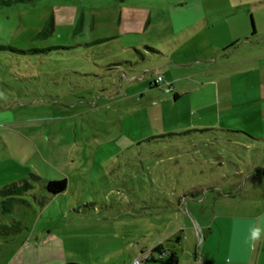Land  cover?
I'll list each match as a JSON object with an SVG mask.
<instances>
[{"label": "rangeland", "instance_id": "obj_1", "mask_svg": "<svg viewBox=\"0 0 264 264\" xmlns=\"http://www.w3.org/2000/svg\"><path fill=\"white\" fill-rule=\"evenodd\" d=\"M119 1L0 6V43L25 51L0 50V188L22 179L33 185L21 196L26 202H13L5 214L0 195V221L7 225L0 228V264H136L142 250L159 243L186 264L202 246L197 216L213 215L210 188L227 190L241 180L238 195L251 198L256 171H264V153L210 147L200 133L134 143L206 126L264 137L262 87L245 73L264 64V41L256 43L264 0ZM251 19L258 36L245 40ZM103 37L112 39L93 43ZM141 44L162 55L147 52L115 93L98 91L104 86H96V74L107 73L97 66L100 53L126 58ZM34 47L53 48L29 52ZM157 72L171 91L148 86ZM62 178L64 192L45 190L47 180ZM187 192L199 194L178 206ZM217 201L220 207L224 200ZM216 244L206 242L205 252L209 245L215 252Z\"/></svg>", "mask_w": 264, "mask_h": 264}, {"label": "crops", "instance_id": "obj_2", "mask_svg": "<svg viewBox=\"0 0 264 264\" xmlns=\"http://www.w3.org/2000/svg\"><path fill=\"white\" fill-rule=\"evenodd\" d=\"M125 1L126 0H124V2ZM119 2H123V1H119ZM129 3L130 5H135L136 3L138 4L141 2L130 1ZM123 17L127 20L128 19L129 20L134 19L138 21L140 20L139 18L137 19L139 15L136 13L132 15L130 13H126L123 15ZM138 23L139 22H137V25ZM251 27H252L251 35L246 37L245 40H252L256 36H258L256 33V28L253 19H251ZM259 35H260L259 40L256 41V43L258 44L264 41V31ZM236 43L237 40L234 41V44ZM234 44L231 45L230 47H234L235 46ZM142 45L150 46L149 44H141L139 47L134 48L135 53L134 52L130 53L128 55L129 57L126 58L136 60L137 57H139L138 53L136 52L137 50H139L141 53L146 55V57H148L146 52L143 51ZM229 49L232 48H229V46H227L221 50V52L223 53L225 52L223 56H227L226 52L229 51ZM158 52L159 53L157 54V56L162 55L159 50ZM261 57H264V53L262 54ZM140 63L137 65L140 66ZM134 70L135 67L132 71H128L125 73V75H122L120 79L117 78L112 79L113 84L106 85L109 86L105 90L106 93L108 94L115 93L117 83L123 81L122 77H130L132 75L131 73ZM146 72L147 70L144 71V74ZM220 72H222V70H220ZM242 72L243 71H235L233 74L234 76H237ZM250 72L253 75H255V77L258 79V84L262 87L260 100L264 102V64H258L253 68L252 67L247 68V71L245 73H250ZM158 74L160 73L157 72L152 76H150V78L148 79V86L151 85V87H156L153 85V80ZM220 75L222 78H224L227 75V73L225 74L221 73ZM136 94L137 92H133L131 95L133 96ZM131 95H130V100H132ZM129 135L131 136L130 131H129ZM131 144L132 143H130L129 146ZM262 166H264V164L260 162L259 167ZM261 169L262 168H258L254 178L255 183L253 180L252 184L250 185L249 190L251 192L253 190V195L251 196V198L239 196L238 194H233V195L229 194V193H233L232 192L233 190L231 189L232 184L228 185L227 190L219 189L220 187L219 184L217 185L215 184L216 185V186L214 185L215 187L210 188L211 190L210 192L214 194L212 198L213 199L212 203L214 204L212 211L213 215L212 216L210 215V217L209 216L206 217L207 215L205 210H202L201 212L203 213L205 218L202 219L197 216L196 218L197 223L195 224V230L199 237L202 235V242H201L202 246L199 252L197 253L195 252L192 256L187 257L189 259L186 264H264V171ZM218 189L220 191H218ZM198 194L199 193L197 194L195 193L196 198H197L196 195ZM199 197L201 196H198V198ZM204 197L205 198L208 197L207 193H205ZM186 199H192V198H186ZM186 199L183 202H185ZM218 199L224 200L221 201L223 203L221 204L220 207L216 205ZM195 214L197 215L198 213L195 212ZM210 240L217 241L215 252L214 249L212 251L211 245L208 246L206 252L204 250L205 243L209 242ZM159 244L162 246L161 243ZM156 245L146 248V250L147 249L149 250ZM161 248L162 251L165 252L169 251L163 248V246ZM157 255L156 254L154 255L156 261H149V262H152L153 264L159 262L162 263L161 261L157 260L159 256Z\"/></svg>", "mask_w": 264, "mask_h": 264}, {"label": "trees", "instance_id": "obj_3", "mask_svg": "<svg viewBox=\"0 0 264 264\" xmlns=\"http://www.w3.org/2000/svg\"><path fill=\"white\" fill-rule=\"evenodd\" d=\"M36 0H0V6H11L15 4H24V3H31ZM124 1V0H120ZM47 22L53 26V18H48ZM46 22V24H47ZM45 24V26H46ZM44 26V27H45ZM38 32L37 35H43L44 28ZM112 38L110 37H103L96 39L93 43H101L105 42L106 40H110ZM53 47H44V48H31L28 49L31 53H42L49 51ZM143 51L149 52L151 54H158V50L152 46L148 45H142ZM0 50H8L10 52H16V53H24L25 51L16 47H13L11 45H4L0 43ZM138 53V56L136 60H132L130 58H125L122 56L121 53H115V54H106L100 53V64L97 63V66L103 67V71L107 73L99 74L97 73L96 76L100 77L99 80L96 81V86H104L101 87L98 91H105L109 86H106L107 84H113L112 79H120L122 75H125L126 72L132 71L135 67V65L139 64L140 62H143L147 59L146 55L141 53L139 50L136 51ZM148 55V54H147ZM152 84V83H151ZM153 85L158 86V84L155 83V79L153 80ZM151 87V85H150ZM179 97L178 94H174L173 98L176 100ZM194 133H200V135L204 136V143L207 144V146L212 147L215 145V143H224L225 145H232V146H238L244 149H252L256 150L259 153H264V146L261 147V144L264 143V137L257 138L252 136L251 134L237 129H226V128H211V127H204V128H190L185 129L180 132L176 131H169V132H161L152 134L150 136H147L142 139H136L134 141L135 144L139 145L143 142H151V141H157L159 139H167L175 136L185 135V134H194ZM217 134L220 136L216 137ZM212 137V138H210ZM215 141V142H213ZM257 146H250V144L256 143ZM132 145V144H131ZM130 145V146H131ZM217 157V156H216ZM217 158H222L220 154H218ZM209 161V160H208ZM210 163V162H209ZM239 183H242L241 180L238 183H232V192L229 193L231 195L233 194H239V191H242V185ZM244 185V184H243ZM67 187V181L65 178L59 179V180H47L44 184V188L47 192L51 194H58L62 193L66 190ZM213 188V187H212ZM33 189V185L27 180L22 179L18 182H12L7 185H4L2 188H0V195L4 197L2 205V212L5 214V212H9L13 208V202H26L21 196L24 193H27L28 191ZM195 194L193 192H187V194L182 195L181 197H178L177 204L178 206H181L182 202L186 198H194ZM171 204L167 201V204ZM13 220V219H12ZM16 223H19V221H16ZM7 227V225L0 221V228ZM162 246L160 244L154 246L153 248L149 249V256L146 259V261H155L154 255L157 253L160 255L159 261H161L163 264H178V259L176 256V252L173 250H169L165 252V257L161 256L162 252ZM145 251H142L141 253H144ZM65 264H79L75 262H67Z\"/></svg>", "mask_w": 264, "mask_h": 264}, {"label": "built area", "instance_id": "obj_4", "mask_svg": "<svg viewBox=\"0 0 264 264\" xmlns=\"http://www.w3.org/2000/svg\"><path fill=\"white\" fill-rule=\"evenodd\" d=\"M155 83L158 84L159 87L161 86L165 92H169L172 89L171 84L168 82H165V80L161 74L156 75ZM148 256H149V251H147V252L145 251L144 253H142L141 257H139L138 259L135 260V263L139 264L143 261H146Z\"/></svg>", "mask_w": 264, "mask_h": 264}]
</instances>
